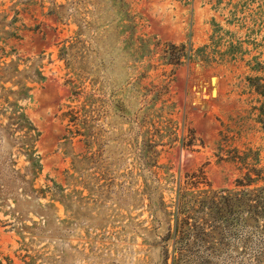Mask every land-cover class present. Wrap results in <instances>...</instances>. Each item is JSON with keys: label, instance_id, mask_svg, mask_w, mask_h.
<instances>
[{"label": "rangeland", "instance_id": "rangeland-1", "mask_svg": "<svg viewBox=\"0 0 264 264\" xmlns=\"http://www.w3.org/2000/svg\"><path fill=\"white\" fill-rule=\"evenodd\" d=\"M263 92L264 0H0V264H163L180 179L264 169Z\"/></svg>", "mask_w": 264, "mask_h": 264}, {"label": "trees", "instance_id": "trees-1", "mask_svg": "<svg viewBox=\"0 0 264 264\" xmlns=\"http://www.w3.org/2000/svg\"><path fill=\"white\" fill-rule=\"evenodd\" d=\"M170 46L183 52L170 55L174 64L195 59L185 45ZM182 145L191 144L185 138ZM155 164L149 172L159 183L152 170ZM203 179L195 172L186 174L177 183L172 204L167 206L163 198L158 203L169 216L167 232L160 240L163 264H264V169L251 168L234 187L222 189L211 188Z\"/></svg>", "mask_w": 264, "mask_h": 264}]
</instances>
